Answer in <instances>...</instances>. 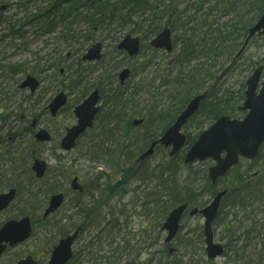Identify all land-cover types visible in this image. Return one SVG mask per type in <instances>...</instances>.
<instances>
[{"label":"trees","instance_id":"1","mask_svg":"<svg viewBox=\"0 0 264 264\" xmlns=\"http://www.w3.org/2000/svg\"><path fill=\"white\" fill-rule=\"evenodd\" d=\"M21 6L25 9L34 7L38 12L34 18L41 20L40 24L42 22L49 32L59 22H64L65 28L60 38L67 43L68 49H73L72 55L80 54L95 39V31L106 32L102 40H110L109 47L122 55L117 49L120 36L117 32L112 33L116 31L112 26L122 28L123 31L130 24L137 25L138 28L132 32H141L144 47L157 54L158 51L151 48L148 42L161 30L163 24L172 28L176 33L175 60L170 66L167 63L168 66L163 68L161 83L157 87L158 90L163 88L161 94L168 104L144 115L145 123L139 128L131 124V117L137 112L131 106L128 95H132L130 90H141L143 85L153 87L154 81H141L132 85L129 80L121 85L114 74L122 66V62H117L114 67H109L108 77L101 73L94 83L85 82L84 63L77 59L78 68L69 90H79L80 98H84L93 87H98L103 101L95 126L84 137L90 139L89 144L96 151L95 156L107 157L113 156L110 154L112 151L113 154L116 153L112 169L121 174L123 181H135L148 186L154 184L156 190L150 191L149 198L152 200L150 203L156 206L150 210H153L155 220H158L157 227L161 226V221L175 206L187 203L202 207L206 194L213 196L221 189H228L214 222L216 227H220V240L225 242L228 253L234 256L238 264L246 254L252 255L251 260H244L247 264H264V144L249 169L240 172L241 165H238L223 180L226 184L222 187H219V183L211 184L206 168L196 171L198 176L195 172L192 174L188 171L191 165L185 164L184 157L196 139V136L188 132L186 147L175 157L170 158L166 154L153 168L147 166V162L137 167L130 164V160L162 135L189 100L205 89H210L208 97L202 101L199 112L186 125V131L190 125L203 129L205 123L211 124L224 114L233 117L242 114L239 104L244 99L245 82L243 81L237 97L231 94L220 95L218 73L221 70L214 69V62L223 57L227 61L233 59L245 43L249 28L264 13V0H25L18 8ZM29 14L33 15L32 12ZM4 21L6 20L0 15V23ZM80 23L89 28L87 34L73 28L74 24ZM74 43L79 45L75 46V51ZM144 61L146 64L143 69L152 63L150 59ZM59 64L60 61H57L52 67H58ZM136 73L135 69L133 75ZM125 124L128 128H133L131 135L129 132L128 135L122 133V126ZM101 138L106 140L102 143L99 141ZM24 151L25 146L21 143L6 147V167L0 173V192L9 187L23 189L24 185L18 182L23 181L25 176L28 181L38 182L30 169L33 153L24 156ZM161 151L157 148L158 153ZM127 152H131L130 160L129 156L124 159ZM16 155L22 156L20 164L14 160L13 156ZM185 169L188 171L186 176ZM202 178L206 182L204 186L197 184ZM108 183L113 182L108 180ZM181 243L185 247L191 245L185 240ZM162 260L160 258L157 264H165Z\"/></svg>","mask_w":264,"mask_h":264},{"label":"rangeland","instance_id":"2","mask_svg":"<svg viewBox=\"0 0 264 264\" xmlns=\"http://www.w3.org/2000/svg\"><path fill=\"white\" fill-rule=\"evenodd\" d=\"M22 2H25V0H0V5H9L8 9L2 12L3 18L13 17L12 21L0 24V63L5 66L9 65L8 67L11 68L17 67L16 74L14 75L12 72L11 79L7 80V84L11 86V88L7 89V93L11 96V100H13L14 97L16 98L17 109L20 110L19 112L22 115L21 121H17L18 126L16 130L19 134V138L22 139L21 142L27 146V149L33 151V156L43 158L49 163V171L47 176L38 182L28 181V178L24 180L26 176L23 178V181H19L18 183L23 184L24 188L19 191L18 198L14 204L6 212L0 214V223L9 218H18L26 214L30 215L34 222L36 221L33 236L27 242L9 249L0 258V264H10L27 255H32L39 261L46 262L52 248L61 238L59 237V231L63 229L64 219L67 216H72L71 219L73 218L76 223L84 219V207H76V204H79V202H82V204L84 203L86 207L90 206L91 212L94 211V209H92L93 207L100 206L94 218L90 217L92 218L91 220L85 219L87 220L86 233L82 235L80 242L76 244V256L73 260L74 264H114L113 256L116 246L128 240L131 244L130 248L134 249V253L129 252V262H127V260H125L127 257L125 256L126 253L121 250V253L118 255L120 258H115L118 261L117 264H136L137 261L139 264L147 258L148 253L156 252L160 246L162 248L163 241L166 237V233L162 230L161 233L158 232L156 227L158 222L155 218L153 219L154 221L148 220L154 217V214L148 216L144 215V209L140 205L145 198V193L148 195L150 189L144 184L132 181L126 184L127 187H125L124 190L119 189L115 196L109 200H105L106 193L109 189L106 188L108 183L105 184L104 179H108V176L109 179L111 178L113 181L120 178L119 175L117 176L115 174L114 169H112V165H114L116 161V153L113 154L112 151L110 154L113 156L108 155L107 157L95 156L96 151H94L91 143L89 144L90 139L88 138L81 139L80 143L72 151L66 152L60 148L62 134L67 127L75 122L73 107L79 100V93L77 90L71 91L68 105L56 118H52L49 112L45 111V107L57 92L63 89L65 90L67 85L71 84L76 74L75 58H66V61L63 62L62 59H58L65 56L69 50L67 43L58 39L60 32L65 27L64 24L60 23L52 34H45L39 24L37 25L34 22H29L31 18L27 14L30 12H32L33 15L37 14L36 9L34 7H32L33 9L29 7L25 9L22 6L18 8V5ZM23 22H26V24L23 26L24 31L20 33L18 29L22 26L21 24ZM13 24H15V26H12ZM73 28L77 31H82L83 34H87L89 30L84 23L74 24ZM136 28H138L137 25L130 24L121 31L122 28L112 26V29H116V31H112V33L117 32L119 36L123 38L127 33ZM132 34L141 36L139 30L136 32L134 31ZM175 34L176 33H174V35ZM105 35L106 32L95 31L93 36L94 38L102 39ZM81 41H83V39H81ZM110 43V40H107L105 44L109 46ZM90 44H92V42H90L89 45ZM89 45H87V47ZM75 46L78 47L79 45L74 43L73 47L75 48ZM143 51H145V54L142 53L135 58H128L111 51V54H107L104 62L93 66L91 65L85 70L84 76L88 77L86 81H96L101 73H105V77H108L110 64L114 67L117 62H122L124 66H128L133 70L136 69L138 72L130 81L132 85L141 82L140 80H146L147 78L152 80L161 73L164 63L174 61L175 53L177 52V50H175L169 55L160 54V57H152L148 48ZM145 55H147L148 58L151 57L150 60L152 63L148 68L143 69V66H145V62L143 61L146 58ZM51 57L54 58V60H52ZM263 57L264 37H255L238 59L227 61L226 57H223L219 61L217 60L214 62V69L220 68L221 70L218 73L220 77L219 94H231L237 97L240 93L243 81L246 82L255 68L264 65ZM46 60L48 62H46ZM52 61H60L62 64L56 70L54 68H48L47 66L51 64ZM62 67L65 68L63 73L60 72V68ZM120 71L121 69L117 73ZM112 73H114V70ZM27 75L36 76L42 81L39 90L33 96L30 95L29 90L19 89L17 84V91L12 89L14 81L18 83V80H23ZM159 82L160 79L157 78L153 87H146L143 85L141 90L134 89L132 92L130 90L132 95H128V99L133 109L137 112L132 115L131 124L135 119H146L144 115H148L149 112L160 110L163 108V103L165 105L168 104L161 94L162 90L155 88L160 85ZM34 117L39 118L40 127L46 128L52 134L53 140L50 143L37 144L33 142L36 129L31 134L25 132L26 127L30 125ZM209 125L210 122H207L203 129L207 128ZM135 128H139V126ZM13 129L14 127L12 126V130ZM122 130V133H127V135L128 132L129 135L133 132V128H128L127 124L122 126ZM142 130L143 129H141V131ZM155 130L157 131L158 129L156 128ZM187 131L191 133L192 136L199 133V129L193 125H190ZM105 140V138L99 139L102 143ZM166 154H168V152H164V150L160 153H156L150 160V164L154 165L159 163L165 158ZM130 155L131 152H127V156H125L124 159L129 156L130 160ZM137 156L138 155L130 160V163L136 160ZM13 157L15 162L20 164L22 157L17 155ZM210 164H212L210 161L195 163L191 168H188V171H191L192 174L195 172L196 176H198L196 171H202L205 168L208 169ZM249 167L250 162H243L239 171L244 172L249 169ZM188 171L187 169L184 170V176L188 174ZM74 176H79L80 182L86 189V194L83 195V197H79L78 193L73 192L70 187L71 180ZM197 184L202 186L206 184V182L204 178H202ZM220 184L223 186L226 183L221 181ZM138 185L142 186L146 192H143V188L135 190ZM97 187H100V189H97ZM59 191L67 195L64 205L46 221L41 220L43 213L41 205L44 206L49 197ZM211 198L212 196L206 194L204 200L208 202ZM149 207H151V205ZM145 210L149 211L150 208H145ZM21 212L24 213L22 214ZM112 221L113 224L117 221L119 226L115 227L111 225ZM147 224H150L152 228L157 229V231H146L143 229V226H147ZM203 224L204 220L201 215L193 217L189 214L185 215L182 220V229L179 233V238L173 244L175 247L179 248L180 252L176 257L169 259L177 261L182 260L185 264H238L234 262V257L230 254H226L212 261L207 259L205 245L196 242L198 239L196 235L200 233ZM214 227L216 239L219 241L221 237L220 227ZM109 231H111L110 234ZM98 234H100L101 239L98 238V240H94V237ZM151 234L153 236V244L150 245L149 236ZM186 236L188 237L186 238ZM183 238L188 239L190 243L195 244V246L191 245L185 247L183 245L181 247L179 241ZM103 239L104 241H102ZM111 239L115 242H113V246L108 244L112 241ZM145 239L147 240V247H149V245L150 247L142 252L140 250L143 246L146 247L142 245ZM91 242L95 243V246L89 249L88 244ZM79 253L82 255L81 258L79 257ZM151 253L149 258L153 255ZM97 256H99V258L100 256H106V258L100 260L99 258L96 259Z\"/></svg>","mask_w":264,"mask_h":264},{"label":"water","instance_id":"3","mask_svg":"<svg viewBox=\"0 0 264 264\" xmlns=\"http://www.w3.org/2000/svg\"><path fill=\"white\" fill-rule=\"evenodd\" d=\"M256 33H264V14L259 21L250 29V36ZM158 49H165L171 52L173 49L171 31L168 27L164 28L151 42ZM120 50H126L130 56H135L140 51V38L128 34L119 43ZM103 56L102 43L98 42L91 46L87 53L83 56L85 61L100 60ZM263 68H258L247 81L246 100L241 107L242 110L248 111L243 119H233L227 115L221 116L208 130L201 133L188 150L185 162L193 163L195 161H204L212 158L215 162L209 168V177L213 183L219 178L225 176L234 166L239 163L240 157L254 159L264 142V82L262 88L258 92V85L262 75ZM130 75L128 68L124 69L120 75L121 83H124ZM39 82L33 76H28L22 83L21 87H30L34 92ZM207 96V92L195 96L177 117L174 124L167 129L161 138L154 141L149 149L140 156V160H145L154 153L157 144L165 147H172L170 156L176 153L185 145L186 135L182 132V128L188 119L194 115L198 109L200 102ZM67 94L60 92L57 94L49 105V109L53 116L67 103ZM100 100V92L95 89L81 104L76 106L75 115L77 123L67 128L65 136L61 140V147L66 150H72L80 136L94 124L96 115L99 111L97 104ZM141 121H135V124ZM35 124V123H34ZM35 138L38 141H50L51 135L45 129L39 130ZM223 154H225L223 156ZM33 171L38 178H42L48 169V164L43 159H35L32 165ZM72 187L75 190H81L78 177L72 181ZM226 191L219 192L213 200L200 213L204 215L205 221V237L207 244V254L209 258H216L224 252L221 244L214 242L212 231V222L218 214L222 197ZM16 195L15 189H10L0 195V212L5 210L14 200ZM64 201L63 193H57L51 196L49 206L45 210V215L53 213L59 208ZM187 205L183 204L173 209L168 215L164 224V229L168 231L166 241H171L180 229V220L186 210ZM198 212L193 209L191 215ZM32 233L30 217L26 216L19 220L11 219L0 228V256L8 246H15L27 240ZM78 236V231L73 235L63 238L59 244L53 249L48 264H65L72 257V244ZM173 251V249H171ZM17 264H36L31 256L20 260Z\"/></svg>","mask_w":264,"mask_h":264},{"label":"flooded vegetation","instance_id":"4","mask_svg":"<svg viewBox=\"0 0 264 264\" xmlns=\"http://www.w3.org/2000/svg\"><path fill=\"white\" fill-rule=\"evenodd\" d=\"M8 66L9 65L5 66L4 64L0 63V173L3 172L4 168L6 167L5 150H6L7 141L16 140V137L19 135L16 130V127L18 126L17 121H21L22 119V115L19 112L20 110L17 109L16 98L13 96L14 98L13 100H11V96L7 93V89L11 88L10 84H7V80L11 79L12 72L14 75L16 74L17 67L11 68ZM41 83L42 82H40V86ZM16 84L17 87L19 88L20 80H18V83L14 81V86L12 87L14 91H17ZM12 126L14 127L13 130H12ZM26 179L27 178H25L24 180ZM89 216L90 214L87 215L86 212L84 219L79 220L78 223H76L73 220V218L71 219L72 216H67L64 219L63 227H62L65 232L64 237L73 233L77 229L79 230V235L75 240L73 246L74 249L73 258L67 264H74V262L72 261L76 256V252H75L76 244L80 242L82 235L86 233L87 222L85 221V219ZM165 245L166 244H164L163 246L165 247ZM79 257L80 258L82 257L81 253H79ZM37 262L40 264L45 263L41 261H37ZM113 262L117 264V260L115 259V257L113 258Z\"/></svg>","mask_w":264,"mask_h":264}]
</instances>
